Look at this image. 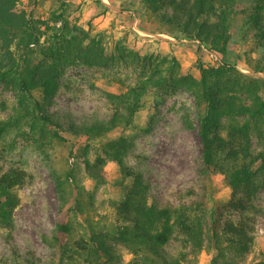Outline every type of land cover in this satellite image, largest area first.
<instances>
[{"label":"trees","instance_id":"1","mask_svg":"<svg viewBox=\"0 0 264 264\" xmlns=\"http://www.w3.org/2000/svg\"><path fill=\"white\" fill-rule=\"evenodd\" d=\"M18 1L0 0V83L16 87L24 113L2 122L0 133L29 117L30 132L40 146L52 150L65 142L67 138L60 131L62 126L49 106L59 88L61 75L75 64L123 63L137 71L135 81L125 84L124 91L110 95L113 113L108 120L70 126L72 133L85 138L86 148L106 138L113 130L122 134L136 130V115L144 108L150 91L172 95L188 90L201 110L199 133L204 167L221 172L224 184L231 191L228 200L218 207V213L221 216L227 211L236 217L221 224L222 233L231 250L238 254L248 252L255 231V220L249 209L264 186L257 179L264 169V148L255 152L252 140L253 129L264 128V77L245 73L225 61L209 66L199 64L198 73H185L175 55L142 52L128 45L124 37L109 49L103 32L93 33L90 27L80 24L79 6L72 8V4H64L60 10H54L48 20L38 24L25 11L15 12ZM137 1L145 15L158 21L167 32L196 39L223 56L227 54L238 0ZM263 16L264 0H256L248 17L259 30L257 38L262 54L252 60L250 66L262 73L264 32L260 22ZM14 46L22 47V54H17ZM35 92H40L41 96L37 97ZM132 144L133 139L125 135L111 138L103 143L102 156L94 163L86 161L87 169L96 178H101L102 174L95 170L101 171L107 159L120 165L124 177L132 178L129 189L112 201L115 222L102 228L94 226L89 239L73 238L68 215L72 209L83 212V207L81 204L75 208L68 206L65 183L56 179L60 210L64 211L60 217L65 218L56 224L55 242L64 264H117L118 254L109 240L122 242L136 255L131 264H185L189 255L203 249L207 212L204 200L178 206H161L157 200H149L141 174L125 164ZM27 177V172L18 168H10L0 175V223L9 230L14 228V212L20 204L15 190ZM214 229L219 236L217 227ZM176 231L182 235L184 250L170 258L163 248ZM217 241L221 250V241ZM212 264L233 263L221 262L216 257ZM253 264H264V259Z\"/></svg>","mask_w":264,"mask_h":264},{"label":"rangeland","instance_id":"2","mask_svg":"<svg viewBox=\"0 0 264 264\" xmlns=\"http://www.w3.org/2000/svg\"><path fill=\"white\" fill-rule=\"evenodd\" d=\"M255 3L256 0L237 1L238 13L231 22V38L225 56L196 39L167 32L158 21L145 15L137 0H19L15 12L25 11L39 24L48 20L54 10L72 4V8L81 9L83 27L107 36L109 49L124 37L128 45L142 52L175 55L185 73H198L199 64L209 66L225 61L245 73L264 77V73L250 66L252 60L262 54L257 38L259 30L248 17ZM260 29L264 32V16ZM14 49L17 54L23 52L22 47L14 46ZM35 55L41 58L38 53ZM136 76L137 71L123 63L69 66L61 75L59 88L49 106L62 126L61 133L67 138L55 149L42 147L34 139L29 117L0 133V175L10 168L22 169L28 174L25 183L15 190L20 204L14 212V228L9 230L0 223V264H64L55 242L56 224L65 218L60 217L64 211L60 210L56 179L65 183L68 206L75 208L81 204L83 207V212L72 209L68 215L73 238L89 239L94 226L102 228L115 222L112 201L129 189L132 178L124 177L120 165L109 159L101 171L93 169L102 174L101 178H96L87 169L86 161L94 163L103 155V143L121 135L133 139L125 164L141 174L149 200L155 199L161 206H178L201 199L205 202L203 249L189 255L185 264H212L216 257L233 264H253L264 259V186L249 209L255 220L253 245L248 252L238 254L229 248L221 227L236 214L224 211L219 216L218 213V207L228 200L231 191L224 184L221 172L204 167L199 133L201 110L190 91L182 89L172 95L150 91L144 108L136 115V130L123 134L113 130L88 148L84 137L70 131L72 124L82 126L95 120H108L113 113L110 95L124 91L125 84L133 83ZM35 95L41 96L40 92ZM18 100L14 85L0 83V126L18 113L23 115ZM252 140L255 152L263 150L264 128H254ZM257 179L264 183V169ZM215 227L219 236L215 235ZM217 240L221 241V250H218ZM109 242L116 248L117 264H131L136 255L122 242ZM182 250V235L176 231L163 252L174 258Z\"/></svg>","mask_w":264,"mask_h":264}]
</instances>
